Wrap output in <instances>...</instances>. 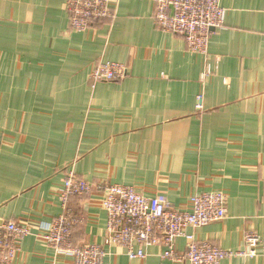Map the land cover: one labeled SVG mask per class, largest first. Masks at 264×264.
I'll list each match as a JSON object with an SVG mask.
<instances>
[{"label":"crops","instance_id":"obj_1","mask_svg":"<svg viewBox=\"0 0 264 264\" xmlns=\"http://www.w3.org/2000/svg\"><path fill=\"white\" fill-rule=\"evenodd\" d=\"M66 3L0 0V224L58 217L73 169L89 182L163 195L176 209L221 191L226 219L188 233L233 252L245 249L246 232L264 239V0H221L225 27L212 36L209 59L155 26L153 0H120L113 22L81 33L69 29ZM98 61L129 74L92 88ZM69 209L82 220L74 245L101 244L100 197L74 198ZM177 247L184 251L186 240ZM20 249L15 264H73L34 236ZM160 252L153 246L130 260L112 247L105 262L173 264ZM221 264H264V246L256 258Z\"/></svg>","mask_w":264,"mask_h":264},{"label":"built area","instance_id":"obj_2","mask_svg":"<svg viewBox=\"0 0 264 264\" xmlns=\"http://www.w3.org/2000/svg\"><path fill=\"white\" fill-rule=\"evenodd\" d=\"M155 26L165 33L184 37L190 53L209 59V45L214 33L225 27L227 10L221 0H153ZM120 0H67L69 29L86 32L115 20ZM129 70L124 64L98 61L89 79L91 87L99 83L124 80ZM212 74L208 66L202 83ZM204 95L197 96L196 111L204 112ZM99 196L107 213V234L101 244L74 245V229L82 220L75 217L69 205L72 199ZM63 212L51 222L32 223L25 219L0 224V264H15L20 243L29 236L44 245L65 253L73 264L106 263L110 249L120 247L130 260H144L146 249L159 247L163 261L173 264H221L233 257L256 258L264 239L253 231L244 236L245 249L233 252L211 242L200 241L188 230H197L227 217V195L210 191L190 198L186 209H176L167 197H146L135 188L106 181L89 182L73 169L67 170L60 191ZM186 240L181 251L177 241Z\"/></svg>","mask_w":264,"mask_h":264}]
</instances>
